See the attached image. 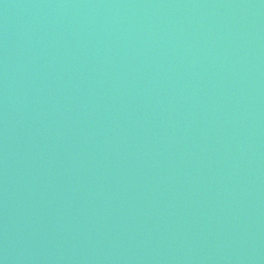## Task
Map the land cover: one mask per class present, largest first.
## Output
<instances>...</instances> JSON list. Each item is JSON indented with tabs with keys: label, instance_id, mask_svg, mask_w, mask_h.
<instances>
[{
	"label": "water",
	"instance_id": "obj_1",
	"mask_svg": "<svg viewBox=\"0 0 264 264\" xmlns=\"http://www.w3.org/2000/svg\"><path fill=\"white\" fill-rule=\"evenodd\" d=\"M0 264H264V0H0Z\"/></svg>",
	"mask_w": 264,
	"mask_h": 264
}]
</instances>
